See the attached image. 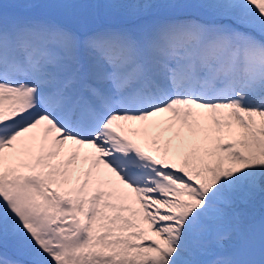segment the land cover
<instances>
[{
  "label": "snow or ice",
  "instance_id": "1",
  "mask_svg": "<svg viewBox=\"0 0 264 264\" xmlns=\"http://www.w3.org/2000/svg\"><path fill=\"white\" fill-rule=\"evenodd\" d=\"M0 264H264V0H0Z\"/></svg>",
  "mask_w": 264,
  "mask_h": 264
},
{
  "label": "rangeland",
  "instance_id": "2",
  "mask_svg": "<svg viewBox=\"0 0 264 264\" xmlns=\"http://www.w3.org/2000/svg\"><path fill=\"white\" fill-rule=\"evenodd\" d=\"M12 251V250H11Z\"/></svg>",
  "mask_w": 264,
  "mask_h": 264
}]
</instances>
